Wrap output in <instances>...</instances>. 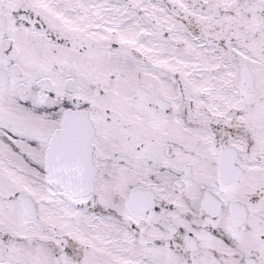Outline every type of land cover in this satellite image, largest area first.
I'll return each mask as SVG.
<instances>
[{
    "label": "snow or ice",
    "instance_id": "obj_1",
    "mask_svg": "<svg viewBox=\"0 0 264 264\" xmlns=\"http://www.w3.org/2000/svg\"><path fill=\"white\" fill-rule=\"evenodd\" d=\"M0 264H264V0H0Z\"/></svg>",
    "mask_w": 264,
    "mask_h": 264
}]
</instances>
